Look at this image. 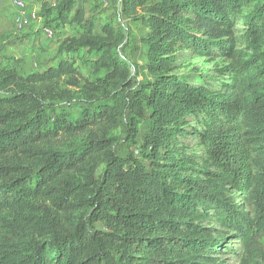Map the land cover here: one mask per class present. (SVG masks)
Segmentation results:
<instances>
[{
  "label": "trees",
  "instance_id": "1",
  "mask_svg": "<svg viewBox=\"0 0 264 264\" xmlns=\"http://www.w3.org/2000/svg\"><path fill=\"white\" fill-rule=\"evenodd\" d=\"M247 2L122 0L147 29L142 82L111 54L110 23L96 34L75 0L58 2L45 29L74 24L79 37L41 72L0 76V264H229L227 238L237 264H264V0L244 15ZM81 51L100 55L95 80L74 67ZM183 51L227 64L193 83L175 74ZM143 119V164H130L110 134ZM192 120L203 164L180 142Z\"/></svg>",
  "mask_w": 264,
  "mask_h": 264
},
{
  "label": "rangeland",
  "instance_id": "2",
  "mask_svg": "<svg viewBox=\"0 0 264 264\" xmlns=\"http://www.w3.org/2000/svg\"><path fill=\"white\" fill-rule=\"evenodd\" d=\"M60 0H0V76L17 73L27 75L32 72H41L50 63L54 65L59 45L70 38L79 37V28L74 24L66 25L62 30H55L51 38L45 36V26L50 23L55 16L53 10ZM122 0H75V10L81 8L85 16H93L96 19L95 33L99 34L100 27L105 23H110L116 30V41L110 51L112 55H118L127 65L131 76L136 81L142 82L148 78L149 74L141 68L145 63V48L141 45L140 40L146 36L147 29L139 22L128 19L121 11ZM261 0H248L244 12L250 13L257 3ZM22 3L19 8L17 3ZM43 6L53 10L51 16H47L42 9ZM74 13V11H73ZM73 14L70 16L72 17ZM237 35L240 37L239 49L244 55H250L245 42L246 38L243 33L242 19L237 23ZM73 60L74 67L80 72L81 76L88 80H95L100 74L94 75L90 69V64L95 61L99 54L81 51L78 55L70 56ZM227 62L222 58H198L189 51H183L178 57V68L175 74L185 78H191L193 83L197 79L195 75L207 74L210 71H217L224 67ZM212 75V74H211ZM213 83L214 88L220 87V81L223 77H217ZM78 93L74 94L71 106L76 111L80 109L83 100ZM200 120H192L186 137L180 142L184 143L190 153H193L195 159L203 164L206 155L200 144L198 133L202 127L198 125ZM149 123L147 119L139 121L137 133H132L124 125L117 128L110 135L113 138V151L115 154L125 157L130 164L142 163L141 150ZM143 164V163H142ZM104 166L99 164L97 173L102 172ZM237 201H239L237 199ZM80 213L77 212L75 217ZM96 229H103L102 224H96ZM226 248L223 250V258L229 264H237V257L240 255L239 244L227 238ZM255 244L264 252V236H257Z\"/></svg>",
  "mask_w": 264,
  "mask_h": 264
},
{
  "label": "built area",
  "instance_id": "3",
  "mask_svg": "<svg viewBox=\"0 0 264 264\" xmlns=\"http://www.w3.org/2000/svg\"><path fill=\"white\" fill-rule=\"evenodd\" d=\"M102 1L104 2V0H102ZM17 5H18L19 8H22V6H23L22 3H20V2H18ZM45 36L47 38H51L53 36L52 31L49 30V29H45Z\"/></svg>",
  "mask_w": 264,
  "mask_h": 264
}]
</instances>
